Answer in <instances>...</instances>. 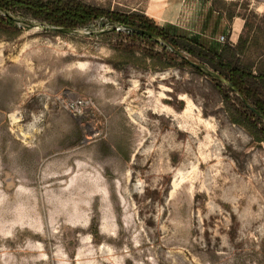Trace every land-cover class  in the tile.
<instances>
[{"label": "rangeland", "instance_id": "374dc122", "mask_svg": "<svg viewBox=\"0 0 264 264\" xmlns=\"http://www.w3.org/2000/svg\"><path fill=\"white\" fill-rule=\"evenodd\" d=\"M82 1L264 65V0ZM17 20L0 32V264H264V142L208 64L106 17Z\"/></svg>", "mask_w": 264, "mask_h": 264}, {"label": "trees", "instance_id": "16d2710c", "mask_svg": "<svg viewBox=\"0 0 264 264\" xmlns=\"http://www.w3.org/2000/svg\"><path fill=\"white\" fill-rule=\"evenodd\" d=\"M20 15L64 29L84 27L106 17L122 25L135 39L152 42L155 37L161 38L176 55L181 56L184 51L213 69L224 100L232 102L231 92L238 100L240 108L234 105L236 112L231 116L232 122L246 127L256 141L264 142V65H254L242 58L245 44H241V40L237 44L226 42L208 46L183 30L171 31L159 26L145 12L108 11L82 0H0V32L5 34L10 29L13 36H18L22 20L17 17ZM223 81L227 89L222 88Z\"/></svg>", "mask_w": 264, "mask_h": 264}, {"label": "built area", "instance_id": "2783aa9c", "mask_svg": "<svg viewBox=\"0 0 264 264\" xmlns=\"http://www.w3.org/2000/svg\"><path fill=\"white\" fill-rule=\"evenodd\" d=\"M219 40H220V41H224V40H225V37L222 35V36L220 37ZM73 106H74V108H75L76 110H78V109H77V108H78L77 103H73Z\"/></svg>", "mask_w": 264, "mask_h": 264}]
</instances>
